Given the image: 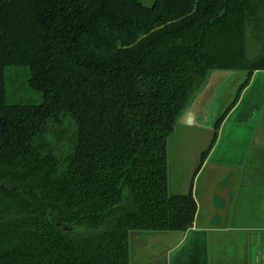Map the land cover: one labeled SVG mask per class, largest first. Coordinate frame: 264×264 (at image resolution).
<instances>
[{
	"label": "trees",
	"instance_id": "trees-1",
	"mask_svg": "<svg viewBox=\"0 0 264 264\" xmlns=\"http://www.w3.org/2000/svg\"><path fill=\"white\" fill-rule=\"evenodd\" d=\"M10 67L41 104L7 102ZM214 70L246 79L197 171L264 70V0H0V264H131L139 233L189 230L167 141Z\"/></svg>",
	"mask_w": 264,
	"mask_h": 264
},
{
	"label": "crops",
	"instance_id": "crops-1",
	"mask_svg": "<svg viewBox=\"0 0 264 264\" xmlns=\"http://www.w3.org/2000/svg\"><path fill=\"white\" fill-rule=\"evenodd\" d=\"M193 178L197 215L189 230L172 234L168 264H264V70L240 93Z\"/></svg>",
	"mask_w": 264,
	"mask_h": 264
},
{
	"label": "rangeland",
	"instance_id": "rangeland-1",
	"mask_svg": "<svg viewBox=\"0 0 264 264\" xmlns=\"http://www.w3.org/2000/svg\"><path fill=\"white\" fill-rule=\"evenodd\" d=\"M145 5L152 6L155 0H141ZM262 47L252 45L250 55L252 57L261 53ZM31 76L30 69L10 67L6 71V100L8 103L30 102L41 104L44 101L43 93L31 89L28 80ZM228 80L224 91L218 93L212 100L207 101L206 112L201 121L205 126L178 125L174 134L167 141V153L169 158L170 192L176 191L188 193L191 189L194 173L197 171L203 147V141L207 143L214 135L211 125L222 115L225 109L234 99L239 86L246 79L244 71H236L234 75L222 78ZM226 80V81H227ZM211 124V125H210ZM206 140V141H205ZM188 189V190H187ZM134 237L131 242V264H168L171 251L176 247L172 239L174 231H144ZM174 255V253H173Z\"/></svg>",
	"mask_w": 264,
	"mask_h": 264
},
{
	"label": "water",
	"instance_id": "water-1",
	"mask_svg": "<svg viewBox=\"0 0 264 264\" xmlns=\"http://www.w3.org/2000/svg\"><path fill=\"white\" fill-rule=\"evenodd\" d=\"M234 72L236 71H230V70L211 71L208 76L206 84L192 98L190 104L183 112V114L180 116L178 120L179 125H194V126L207 125L208 123L204 125L201 121L203 114L206 112L207 101L212 100V98L215 97L218 93L225 90L229 82L227 79L223 80L222 78L223 76H225V78H228V76L234 75ZM212 127L214 128L215 124L211 125V128ZM53 221H55V219H53ZM57 225H60V223L57 222ZM65 228L67 227L65 226Z\"/></svg>",
	"mask_w": 264,
	"mask_h": 264
}]
</instances>
